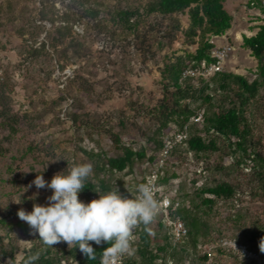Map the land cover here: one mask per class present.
Instances as JSON below:
<instances>
[{
  "label": "rangeland",
  "instance_id": "1",
  "mask_svg": "<svg viewBox=\"0 0 264 264\" xmlns=\"http://www.w3.org/2000/svg\"><path fill=\"white\" fill-rule=\"evenodd\" d=\"M69 1L56 3V16L69 12ZM39 2L0 0V65L11 87L12 111L19 117L22 128V131L18 130L19 133L11 134L10 128L0 125V179H4L0 181V217L10 216L13 209L30 212L34 203H48L51 189H37L35 185L28 188L38 174L42 173L43 178L50 182L54 174L67 171L66 168L70 169L74 164L92 165L85 151L103 152L107 158L120 155L111 131L120 133L124 144L137 150L145 149L148 156H156L157 159L161 152L156 151L150 138L161 139L157 133V112H153V109L158 108L165 96L160 74L162 58L141 60L133 40L125 41L124 37L114 40L106 33L99 35L90 29L85 31L83 24L76 25L74 30L82 36L87 33L84 36L88 48L86 56H54L47 46L39 56L30 57L31 47L41 48V42L47 40L45 27L50 28L51 24L37 22V44L31 41L26 43L18 30L26 26L30 31H35L31 21L36 17L35 8ZM225 8L234 17L233 26L224 36L212 38L218 47L229 44L234 48L225 60L222 72L241 75L253 82L258 78V61L243 46V37L255 36L259 27L264 25V11L256 0H227ZM47 11L53 16L51 8H47ZM102 18L106 19V15L102 14ZM179 19L186 28L188 17L180 15ZM160 21L167 26V20ZM183 42V35H180L173 48L167 49L163 55L182 54L186 48ZM191 49L195 50L194 47ZM199 76L196 75L195 85L199 83ZM203 76L205 80L211 78L210 74ZM206 93L215 97L218 95L212 90ZM190 105L201 116L207 111V105L201 100L190 101ZM259 109L252 119L255 122V139L260 143L258 148L264 151V100ZM75 113L85 124L79 130L70 118ZM175 128V124H171V129ZM30 146L33 147L32 152L27 151ZM236 156L222 159L216 154L212 156L211 163L222 164L227 168L224 172L218 171V178L242 186L238 198L232 203H220L211 218H206L202 224L197 248L185 240L182 244L185 252L176 250V255L169 258V264H196L200 256L206 253L212 255L207 264H264V252L260 248L257 251L251 249L249 239H243L244 235L248 238L246 231L253 227L256 219L264 223V199H252L249 196L247 185L250 168L246 165L237 166ZM176 158L173 160L177 162V167L169 166V172L175 169L180 178L169 183L167 193L171 198L176 193L183 194L185 197L179 200L181 206L191 207L193 200L197 203L200 201L196 196L197 189L210 185L215 174L208 179L203 165L198 164L192 154L188 161L180 162ZM154 162H136L132 172L127 170L115 174L114 181L121 179L125 191L136 193L143 179L150 174ZM169 168L166 167L165 171ZM20 200L21 203H15ZM236 214L243 216L239 225L227 219ZM22 222L23 225L15 223L12 229L0 228L5 243L17 247L13 256L15 264L40 242L38 234L31 235L28 224ZM159 223L164 227H159ZM167 228L158 216L146 229L163 239L169 235ZM203 233L213 235L215 242L204 245ZM218 234L224 235L219 237ZM60 243L62 247L66 242ZM163 244V241L160 242V245ZM71 247L69 245L68 248ZM4 264H13V259H5Z\"/></svg>",
  "mask_w": 264,
  "mask_h": 264
},
{
  "label": "trees",
  "instance_id": "2",
  "mask_svg": "<svg viewBox=\"0 0 264 264\" xmlns=\"http://www.w3.org/2000/svg\"><path fill=\"white\" fill-rule=\"evenodd\" d=\"M59 1L62 0H48V2L40 0L39 6L35 8L36 17L31 21L35 31H30L26 26L18 30L26 43L31 41L37 44L39 37L36 32L37 22L51 24L50 28L44 26L47 40L41 42V48L32 46L30 57L39 56L47 46L54 56H62V58H67L69 54L79 58L86 56L88 48L84 36L87 33L82 36L74 30L76 25L83 24L85 31L90 29L99 35L106 33V36L114 40L122 37L125 41L133 40L137 46V56L141 60L162 58L160 74L165 96L158 108L153 109V112H157V133L161 135V139L153 137L150 140L155 145L156 151H161L165 140L172 132L171 124H175L177 131H184L188 126V138L184 147L182 149L177 147L173 151L167 159V167H177V162L173 160L175 157H178L176 159L180 162L188 161L192 154L196 162L203 165V171L208 174V179L215 174L210 185L197 189L196 196L200 199L199 203L193 200L191 207L181 206L178 211L186 227H190L182 243L174 246L169 235L163 239H159L156 234L152 235L146 229L151 223L147 226L143 224L137 226L138 238L135 251L125 258L124 264H169V258L174 257L177 251L185 252L182 247L185 240H188L192 247L197 248L202 224L206 218H211L220 203H232L238 198L242 186L216 176L218 171L224 172L227 168L222 164L211 163L213 155L218 154L224 159L239 154L236 156V165H246L250 168L247 185L249 196L252 199H264V151L258 148L260 143L255 139V122L252 119L254 113L260 111L261 101L264 100L262 93L264 92V25L259 27L255 36L243 37V46L249 49L258 61L256 80L249 82L241 75L217 72L207 81L202 75L203 71L217 62L212 55L216 49L212 38L224 36L233 26L234 17L225 8L227 0H114V3L105 0H70L69 12L56 16L58 11L55 5ZM256 1L264 11L260 0ZM47 8H51L53 16L46 12ZM102 14L106 15V19L102 18ZM180 15L188 17L189 24L186 28L179 19ZM153 19L156 21L152 22ZM160 19L167 20V26ZM157 27L159 29H156ZM180 35H183V43L186 47L183 53L163 55L167 49L173 48ZM192 47L195 50H192ZM0 67L2 69L1 65ZM4 73L3 71V76L0 78V125L3 128H10L11 134H15L22 131V128L19 117L12 111L11 87ZM197 74H200V79L195 85ZM208 90L218 95L215 97L206 93ZM200 100L207 105V111L203 113L202 122H191L199 114L191 107L190 101ZM70 118L78 130L84 127L85 124L79 120L76 113L71 114ZM111 133L115 148L121 153L116 157L107 158L103 152L85 151L92 161L93 172L86 178L85 189L79 193V199L98 195L95 191L103 194L116 186L121 193H128L124 190L121 179L114 181V175L122 174L127 170L132 172L136 162L148 160L149 163H153L156 159V156H148L145 149L137 150L131 145L124 144L120 133L115 134L112 131ZM27 151L32 152L33 147H28ZM169 170L170 168L165 171L159 181L166 187L172 180L180 178V174L174 171L175 169L172 173ZM144 182L145 179L140 185ZM182 197L185 196L176 193L173 201ZM17 212L18 210L13 209L10 211V216L0 217V228L12 229L15 223L23 225ZM227 219L239 225L243 221V216L230 215ZM255 223L246 231L248 238L244 235L243 239H249L248 244L251 249L257 251L261 241L264 240V223L259 219H256ZM159 227L163 228L164 225L159 223ZM223 235L218 234L219 237ZM202 239L204 245L215 242L211 234L203 233ZM162 241L164 244L160 245ZM90 243L96 251L94 260H89L81 253L76 244H72L71 248H68L67 243L62 247L61 243L49 247L43 245L40 240L17 264H24L27 257L36 254L38 258L33 264H101L102 252L108 244ZM16 251L17 247L12 243L7 245L0 234V264H4L7 258H12L15 264L16 260L13 256ZM211 258L212 255L206 253L200 256L196 264H207Z\"/></svg>",
  "mask_w": 264,
  "mask_h": 264
},
{
  "label": "clouds",
  "instance_id": "3",
  "mask_svg": "<svg viewBox=\"0 0 264 264\" xmlns=\"http://www.w3.org/2000/svg\"><path fill=\"white\" fill-rule=\"evenodd\" d=\"M66 169L54 174L50 182L42 173L38 174L28 185V188L35 185L37 189L52 190L46 205L34 203L30 212L18 210L17 215L28 224L30 234H38L43 245L49 247L60 242L76 244L89 260L96 258L90 242L107 243L101 264H117L122 256L132 255L135 251L131 244L134 229L139 224L149 225L158 210L151 186L140 185L136 197L123 195L117 186L103 194L95 191L99 198L85 203L79 199V193L85 189L84 182L92 174L93 166L90 163L74 164ZM262 245L264 240L260 243L264 252ZM37 258L38 254L31 255L24 264H33Z\"/></svg>",
  "mask_w": 264,
  "mask_h": 264
},
{
  "label": "built area",
  "instance_id": "4",
  "mask_svg": "<svg viewBox=\"0 0 264 264\" xmlns=\"http://www.w3.org/2000/svg\"><path fill=\"white\" fill-rule=\"evenodd\" d=\"M262 7L264 8V0H260ZM254 4V2L252 3ZM234 48L231 45L225 46H216V49L212 52V55L217 62L210 66L209 68L205 69L202 75L210 74L211 76L217 72H222L223 64L229 54L233 52ZM195 74V72H191ZM3 76V70L0 67V78ZM203 117L201 115L195 117L193 121L195 123L202 122ZM188 126L185 127L184 131H177L172 130L170 135L165 140L164 147L162 148L159 157L155 160L153 167L151 169L150 174L146 177L145 182L143 185H149L152 188L154 198L158 201V210L154 218L158 216L161 217V221L167 225L168 234L170 239L172 240L174 246L179 245L183 242L184 238L188 235V229L182 220V218L178 215V211L181 207V202L179 200L173 201V198L167 193V187L160 184V179L164 176L165 169L167 167V159L173 151L180 146H184L185 142L188 138ZM122 193L126 196H133L136 197L139 195V192L131 193ZM98 195H90L89 197H82L80 198L81 201L87 203L93 199H98ZM138 238V227H136L133 231L131 244L132 247L135 249V244ZM129 255L122 256L117 264H124L125 258Z\"/></svg>",
  "mask_w": 264,
  "mask_h": 264
}]
</instances>
